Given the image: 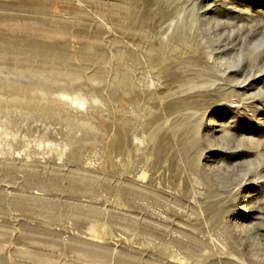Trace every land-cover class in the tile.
Here are the masks:
<instances>
[{
    "label": "rangeland",
    "instance_id": "rangeland-1",
    "mask_svg": "<svg viewBox=\"0 0 264 264\" xmlns=\"http://www.w3.org/2000/svg\"><path fill=\"white\" fill-rule=\"evenodd\" d=\"M0 264H264V0H0Z\"/></svg>",
    "mask_w": 264,
    "mask_h": 264
}]
</instances>
